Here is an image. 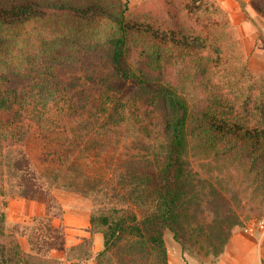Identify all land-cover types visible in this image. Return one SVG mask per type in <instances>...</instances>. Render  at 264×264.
I'll list each match as a JSON object with an SVG mask.
<instances>
[{
	"label": "trees",
	"instance_id": "16d2710c",
	"mask_svg": "<svg viewBox=\"0 0 264 264\" xmlns=\"http://www.w3.org/2000/svg\"><path fill=\"white\" fill-rule=\"evenodd\" d=\"M253 5L264 16V5L257 0ZM105 6L83 0L0 1V194H5L7 169L17 178L20 195L45 201L48 211L43 218L50 224L61 214L52 184L63 179L78 186L77 153L82 144H95L99 158L106 140L119 153L106 156L110 164L115 162L109 166V178L99 174L91 186L112 202L90 217L92 236H103V248L95 256L98 264H170L167 230L183 247L203 237L210 251L219 255L243 225L234 210L240 194L264 206V154H255L264 138L260 132L219 124L207 112L194 115L184 82L208 87L209 79L202 75L207 61H214L212 56L203 59L198 52L171 61L178 82L155 75L141 61L133 66L129 54L149 51L158 35L129 19V0H120L112 11ZM172 45L203 48L196 40L173 39ZM136 92L146 95V120L159 115L155 132L161 136L148 135L141 124L134 128L137 137L127 144L122 137L128 134L130 120L125 102ZM200 118L210 124L202 133ZM31 142L39 147L44 168L34 163L27 149ZM195 147H204L213 158L206 175L192 163ZM239 151L242 160L254 157L241 189L236 188L239 176L233 168L240 161L235 155ZM212 162L216 175L211 173ZM45 169L49 183L38 174ZM138 210L144 214L139 216ZM207 211L211 219L201 221L198 215ZM4 223L0 210V237L7 240L0 239L2 264H37L42 258L23 252L16 236L5 232ZM48 236L32 231L29 239L35 248L40 240L48 243Z\"/></svg>",
	"mask_w": 264,
	"mask_h": 264
},
{
	"label": "rangeland",
	"instance_id": "374dc122",
	"mask_svg": "<svg viewBox=\"0 0 264 264\" xmlns=\"http://www.w3.org/2000/svg\"><path fill=\"white\" fill-rule=\"evenodd\" d=\"M69 1L76 4L81 0ZM83 1L95 2L98 7L100 3V8L104 4L108 11H112L120 2ZM257 1L264 5V0ZM253 2L254 0H129V19L148 34L158 35L157 44L147 42L153 45L149 51L146 48L144 54L140 51L129 54L130 63L136 66L141 61L155 75L161 78L167 76L178 82L179 74L171 61L177 62L198 52L203 59L212 56L214 61H207L206 73L202 75L209 79L208 87L198 89L191 80L184 82V95L190 100L194 115L200 116L207 112L208 117H214L212 120L219 124L225 122L226 126L237 125L243 130L260 132L264 138V16L254 8ZM173 39L181 43H193L196 40L203 48L200 50L195 47L194 50H189L183 46L175 47L172 45ZM125 108L130 119L128 134L122 135L125 143H131L137 137L134 128L141 124L147 126L150 132L145 133L148 135L161 136V132H155V126L161 123L159 115L153 114L146 120L143 114V110L147 109L145 94L134 93L125 102ZM208 122L206 119H197L201 133L210 126ZM104 141L106 146L99 158L96 156L98 148L95 144L88 147L82 144L77 153L80 155L78 163L81 165L76 174L80 177L78 186L64 183L63 179L52 184V192L61 214L52 218L50 224L43 218L48 211L45 201L20 195L17 178L6 169L3 181L5 194H0V210L5 213L4 230L7 234L13 233L16 236L23 252L42 258L37 260V264H69L74 259L95 257L102 250L103 236L100 233L92 236L90 217L93 211L102 205L110 206L112 202L96 191H91V186L99 174L102 179L109 178V166L114 167L115 162L110 164L106 156L117 157L119 153L118 148L113 147V144L111 147L109 142ZM88 148L90 150H87ZM203 148L195 147L191 160L195 168L206 175V167L213 158L208 157ZM27 149L37 167L47 166L41 162L42 153L39 147L33 146L31 142ZM260 152L264 154V146L255 154ZM235 155L240 159L233 167L234 174L239 176L236 188L241 189L245 187L247 167L254 157L244 156L242 160L240 151ZM214 164H211L214 171L211 173L216 175L218 173ZM38 174L43 181L51 182L49 171L46 169ZM238 202L239 206L234 202V210L239 214L243 225L235 230L221 254L214 255L203 237H195L183 247L167 230L165 242L169 263L264 264V227H261V224L264 225V206L253 204L244 192L240 194ZM138 214L142 216L144 210H138ZM198 217L201 221L211 219L208 211L200 213ZM32 231L43 236L49 235L48 243L40 240L34 248L29 239ZM90 238L92 242L88 241ZM0 239L7 241L4 237ZM82 242L85 243L82 247L73 248ZM49 245L53 248L50 249Z\"/></svg>",
	"mask_w": 264,
	"mask_h": 264
},
{
	"label": "built area",
	"instance_id": "2783aa9c",
	"mask_svg": "<svg viewBox=\"0 0 264 264\" xmlns=\"http://www.w3.org/2000/svg\"><path fill=\"white\" fill-rule=\"evenodd\" d=\"M261 227H264V225L261 224ZM69 264H98V261L95 257L89 256L82 259H74Z\"/></svg>",
	"mask_w": 264,
	"mask_h": 264
},
{
	"label": "crops",
	"instance_id": "0c3cea01",
	"mask_svg": "<svg viewBox=\"0 0 264 264\" xmlns=\"http://www.w3.org/2000/svg\"><path fill=\"white\" fill-rule=\"evenodd\" d=\"M240 263V262H239ZM241 264V263H240ZM247 264V263H246Z\"/></svg>",
	"mask_w": 264,
	"mask_h": 264
}]
</instances>
